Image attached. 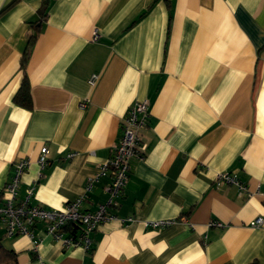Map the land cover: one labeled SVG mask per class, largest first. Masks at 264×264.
<instances>
[{"label":"crops","instance_id":"crops-1","mask_svg":"<svg viewBox=\"0 0 264 264\" xmlns=\"http://www.w3.org/2000/svg\"><path fill=\"white\" fill-rule=\"evenodd\" d=\"M25 77L27 106L15 100ZM144 101L147 149L111 208L117 218L90 235V251L65 249L38 225L41 261L264 264V228L252 226L264 219V0H0V205L25 159L18 202L32 186L33 205L74 201ZM223 173L248 192L218 187ZM111 181L93 184L85 210L108 200ZM162 220L174 224L145 226ZM0 243L18 264H37L27 237L0 228Z\"/></svg>","mask_w":264,"mask_h":264},{"label":"built area","instance_id":"built-area-1","mask_svg":"<svg viewBox=\"0 0 264 264\" xmlns=\"http://www.w3.org/2000/svg\"><path fill=\"white\" fill-rule=\"evenodd\" d=\"M99 39L95 34L94 41ZM99 75L94 74L89 80L91 86H95L99 80ZM86 105L83 104L82 107ZM150 109L148 102H139L133 105L123 122L122 136L120 141L114 146L111 158L101 166L94 176L89 178L83 194L74 201L67 203L60 209H46L42 206L31 204L34 197L35 186H32L24 200L18 202L19 185L22 175L30 167L31 161L22 160L15 165V172L11 181L6 185L3 193V204L0 205V228L6 237H27L32 242L33 252L37 256V264H46L41 261L39 248L42 239L35 234V229L42 224L46 235L52 237L60 243L63 248L82 247L90 251L92 239L90 235L103 224L116 219V215L111 213V208L117 207L119 199L130 180L131 162L144 158L147 146L143 141V131L148 125ZM49 149L45 146L41 149L38 163L41 169H45L49 164ZM75 154L70 153L68 158H73ZM111 176L112 181L105 187L108 200L99 204L94 211L85 210L84 202L87 194L92 190L93 184L103 177ZM218 187L223 185H234L238 188L242 196L248 192L246 185L233 174L223 173L216 179ZM124 224L133 223L134 219H121ZM174 224V221L162 220L158 222L145 223L146 227L153 229H164ZM252 226L264 228V219L257 218Z\"/></svg>","mask_w":264,"mask_h":264},{"label":"trees","instance_id":"trees-1","mask_svg":"<svg viewBox=\"0 0 264 264\" xmlns=\"http://www.w3.org/2000/svg\"><path fill=\"white\" fill-rule=\"evenodd\" d=\"M144 16L145 13L140 18ZM36 38H37L36 35H32L30 37V44H32L36 40ZM28 58H29V54L26 53L22 60L23 67L26 66ZM21 98H24L26 100L25 101L26 106L30 103V87L27 77L24 78L21 89L17 94V96L15 97V100L17 99L18 101V99ZM0 264H18L16 253L13 250H9L5 248L1 243H0Z\"/></svg>","mask_w":264,"mask_h":264}]
</instances>
